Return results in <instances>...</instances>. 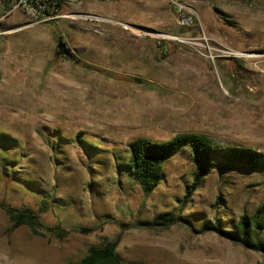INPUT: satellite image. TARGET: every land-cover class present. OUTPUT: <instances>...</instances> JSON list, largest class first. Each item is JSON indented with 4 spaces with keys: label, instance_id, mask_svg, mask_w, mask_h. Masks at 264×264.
I'll use <instances>...</instances> for the list:
<instances>
[{
    "label": "rangeland",
    "instance_id": "obj_1",
    "mask_svg": "<svg viewBox=\"0 0 264 264\" xmlns=\"http://www.w3.org/2000/svg\"><path fill=\"white\" fill-rule=\"evenodd\" d=\"M63 1L52 18L0 13V203L68 235L7 236L0 209V264H77L118 237L123 262L262 263L202 229L252 216L264 168H213L180 211L196 172L187 149L149 195L120 165L132 140L182 133L264 154V0H190L184 14L167 0ZM166 212L185 221L147 225Z\"/></svg>",
    "mask_w": 264,
    "mask_h": 264
},
{
    "label": "trees",
    "instance_id": "obj_2",
    "mask_svg": "<svg viewBox=\"0 0 264 264\" xmlns=\"http://www.w3.org/2000/svg\"><path fill=\"white\" fill-rule=\"evenodd\" d=\"M44 16H55L65 4L63 0H55V4L49 0ZM0 7L10 9L9 0H0ZM187 149L191 161L196 167V172L191 184L185 188L180 211L189 202L193 193L198 189L202 181L215 167L221 168H264V154L252 149L242 147H221L213 139L198 133H182L165 141L152 140L147 137H138L128 144V157L124 168L127 176L135 181L145 195L152 193L163 178L165 163L177 152ZM124 165V166H123ZM47 201L44 202V205ZM0 209L7 216L10 226L5 231L9 236L21 226L29 228L33 236L44 237L46 234L63 239L68 235L60 226L44 225L39 214L34 210L14 208L0 203ZM179 214L166 212L159 214L152 222L147 224L152 227H169L184 222ZM77 232H85L79 229ZM202 231H212L218 236L239 244L246 249L262 253L264 256V242L261 235L264 233V203L255 210L252 216L242 215L237 224L231 230H226L218 223L206 224ZM120 237L113 241H105L102 246H90L86 254L77 264H135L123 262L117 254ZM259 264H264V261Z\"/></svg>",
    "mask_w": 264,
    "mask_h": 264
},
{
    "label": "built area",
    "instance_id": "obj_3",
    "mask_svg": "<svg viewBox=\"0 0 264 264\" xmlns=\"http://www.w3.org/2000/svg\"><path fill=\"white\" fill-rule=\"evenodd\" d=\"M52 1L51 3L55 4V0H49ZM100 1H110V0H100ZM170 5L175 7L178 12L181 14H184V12L188 9L187 3L190 0H167ZM50 4L47 1L42 0H17L16 3L10 7L7 11L5 10V15L10 14L12 12H15L17 10L23 11L26 14L33 16L35 18L37 17H43V18H52L54 16L52 15H46L44 16V12L46 11V8ZM183 22L188 23L191 22L190 17H184L182 18Z\"/></svg>",
    "mask_w": 264,
    "mask_h": 264
},
{
    "label": "water",
    "instance_id": "obj_4",
    "mask_svg": "<svg viewBox=\"0 0 264 264\" xmlns=\"http://www.w3.org/2000/svg\"><path fill=\"white\" fill-rule=\"evenodd\" d=\"M4 13L5 9L0 7V13ZM57 54L59 56L70 57L71 53L64 42H59L57 45Z\"/></svg>",
    "mask_w": 264,
    "mask_h": 264
},
{
    "label": "bare ground",
    "instance_id": "obj_5",
    "mask_svg": "<svg viewBox=\"0 0 264 264\" xmlns=\"http://www.w3.org/2000/svg\"><path fill=\"white\" fill-rule=\"evenodd\" d=\"M128 29V28H127Z\"/></svg>",
    "mask_w": 264,
    "mask_h": 264
}]
</instances>
